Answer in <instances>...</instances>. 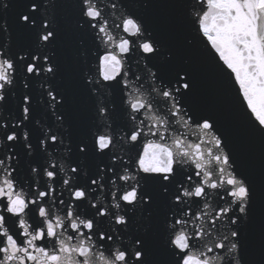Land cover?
<instances>
[{
  "label": "snow or ice",
  "instance_id": "6c2138e0",
  "mask_svg": "<svg viewBox=\"0 0 264 264\" xmlns=\"http://www.w3.org/2000/svg\"><path fill=\"white\" fill-rule=\"evenodd\" d=\"M0 264H264V0H0Z\"/></svg>",
  "mask_w": 264,
  "mask_h": 264
},
{
  "label": "water",
  "instance_id": "95a60500",
  "mask_svg": "<svg viewBox=\"0 0 264 264\" xmlns=\"http://www.w3.org/2000/svg\"><path fill=\"white\" fill-rule=\"evenodd\" d=\"M181 40L177 38L176 45L181 47ZM186 50H181V57L188 55ZM212 83L210 79L204 80V90L207 94H211ZM213 104L221 115L228 117V123L231 127L233 135L238 143L244 144L246 151L253 157L258 158L262 147V141L259 135L253 134L246 129L243 120L240 118L239 113L236 111L238 101L234 94H224L212 97Z\"/></svg>",
  "mask_w": 264,
  "mask_h": 264
}]
</instances>
